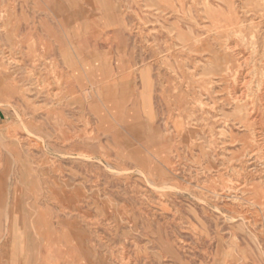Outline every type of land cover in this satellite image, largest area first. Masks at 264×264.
Wrapping results in <instances>:
<instances>
[{"label": "rangeland", "instance_id": "374dc122", "mask_svg": "<svg viewBox=\"0 0 264 264\" xmlns=\"http://www.w3.org/2000/svg\"><path fill=\"white\" fill-rule=\"evenodd\" d=\"M164 1L0 0V264H264V205L213 193L232 172L217 173L188 103V70L206 77L214 53L230 55L210 16L225 0ZM230 1L264 43V0ZM190 29L205 49L187 51ZM3 49L53 86L24 80ZM10 76L29 91L6 90ZM228 128L240 152L249 137Z\"/></svg>", "mask_w": 264, "mask_h": 264}, {"label": "bare ground", "instance_id": "6f19581e", "mask_svg": "<svg viewBox=\"0 0 264 264\" xmlns=\"http://www.w3.org/2000/svg\"><path fill=\"white\" fill-rule=\"evenodd\" d=\"M192 2L194 4V7H196L197 0H193ZM224 2L226 7L225 11L227 12L226 15L211 14L210 16L211 19L215 21V25L218 31L217 32L218 37L220 39H223V37L227 38L226 40L229 39L228 41H226V42H230L228 44L226 43L227 44L226 49L230 51L229 52L230 55L229 57H227L222 55V53L213 52L215 61L212 62L213 66L210 69L208 70L206 69L205 73L206 75H208L206 77L204 75H201L200 73L197 74L198 69L196 65H194L192 69H189L190 71L188 70V75H189L188 77L190 79L186 82L187 84L186 87H188L189 91L191 92L190 93L191 99H189L188 103L190 107H192L193 111L198 112V115L200 114L203 117L202 119L206 120V124L203 126V131H206V135L208 136L207 138H208L209 148L212 150L214 154L215 153L217 154V151H220V153L222 154L221 156H219L221 158V163H220V167L217 169L218 170L217 173L220 174L221 178H223L222 177L223 174L230 171L232 172L230 173L229 179L227 176V179L223 178L222 183H218L219 185L218 187H214V188L212 187L213 193L218 196V195L226 194L231 190L232 191L234 190V192L236 193L240 191L241 193L244 194L243 196H245L243 197V199L253 204L263 206L264 205V184H263L264 183V71H263L264 43L260 44V42H258L257 38L259 36L257 38L254 37L255 39L252 36H251L252 38L250 36L245 37L244 23H243L244 19L243 20L240 19V17L237 15V12L234 11V8L232 7V2L230 0H225ZM255 6L259 7L257 4ZM186 12L188 13L190 12L189 8H187ZM196 13L200 14V16L203 15L200 8L196 9ZM188 23L191 24L194 23L191 14H189L188 17ZM230 32H232L234 36L231 35ZM229 34L231 35L230 37L233 36V38H230ZM18 42L20 43V48H22L23 52L26 55L30 56L35 54V51H32V49L24 50V48L27 46V44L24 42V39L18 40L16 42L17 45L19 44ZM184 44L188 46L187 51H189V53H193L198 49L203 50L207 46L206 45L207 43H205L204 40L195 39L191 29ZM58 47L60 54L63 57H65L64 60H68V58H66L67 54L65 53V50H63L60 46ZM41 48H43L44 50L42 51V53H46V52L48 53L47 48L49 47L47 46V44L45 45L42 44ZM3 55L5 57L4 60L6 62L7 61L9 63L11 62L23 68L27 64V63L25 64V61L22 58L20 59L13 56L12 50L9 49L4 50ZM20 55L22 54H19V56ZM256 57L258 58L256 59ZM34 60L35 59H33L32 61ZM32 65H33L32 68L25 67L27 69L26 70L27 73L29 72V75L28 76L25 75L24 80L29 81V79L31 78L30 81L33 80L36 86L38 85V87H40L39 88L40 91L41 89L42 91H44L43 90L44 88L53 86V83L55 81L53 82L50 79H48V77H43L42 76L43 73L40 72L41 70L40 71L36 70L38 64L36 65L35 63L34 65L32 63ZM11 67H15V66L11 65ZM7 69H8L7 65L1 64L0 75L1 76L6 75V72H8ZM257 70L260 71L261 74H263L262 77L259 78V80H256L257 76H259L258 73L256 72ZM6 77L8 78L9 76ZM10 80L11 82L9 83V86H7L8 88L4 87L6 90L8 89L9 92H17L23 95L25 94L26 90L29 91V89L24 90V88L20 90L21 88L18 87L20 83L19 85H17L18 83L17 79H14L10 76ZM20 81H22V79ZM57 82L59 83V81ZM218 83L223 84L224 87L222 88V90H226L227 92L226 97L229 98L228 102H230L233 106L234 111L231 112V114H227L224 110L225 106L223 105V103H225L226 100H224L223 96L216 93V91L214 90L215 84ZM57 85L58 84H56V86ZM55 92L52 93L51 95L56 96ZM204 94L206 96H204ZM179 105L181 104L179 103ZM179 105L177 107L179 108V110L183 111L182 107ZM195 120H196V124L201 123L203 121V120L202 121L200 120L201 122L198 121L197 117H195ZM197 126H194L195 130H200L201 127H197ZM228 126H229L228 131H232V129L234 128L241 127L242 130L246 132L247 135L246 138L249 137L248 140H246L245 138L241 139L242 146L240 148V152L232 153V154L227 153L228 152L227 147L231 146L229 145L230 142L229 143L226 142L228 138V137L226 138V136H231V132L229 135L225 130V128ZM181 136L183 137L182 134ZM229 138H231L232 141L236 140L235 138H233V136ZM226 154L229 155V157ZM255 180H259V182L256 183Z\"/></svg>", "mask_w": 264, "mask_h": 264}]
</instances>
